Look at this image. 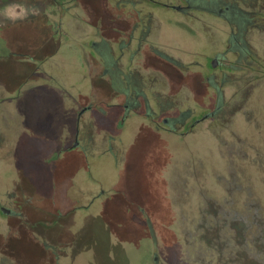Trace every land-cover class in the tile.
Masks as SVG:
<instances>
[{"label": "rangeland", "instance_id": "1", "mask_svg": "<svg viewBox=\"0 0 264 264\" xmlns=\"http://www.w3.org/2000/svg\"><path fill=\"white\" fill-rule=\"evenodd\" d=\"M246 2L256 25L244 30L249 48L240 49L228 41L236 22L204 12L185 21L158 5L170 55L191 68L147 66L141 88L151 96L165 87L163 107H154L167 116L188 112V123L158 129L144 107L114 122L112 89L103 85L96 96L103 115H95L110 132L91 137L87 151L57 145L71 107L43 71L66 65L87 87L70 58L80 44L63 28L56 35L44 13L0 20V101L26 121L18 151H0V264H264V37H255L264 0ZM43 6L64 16L55 3ZM227 47L213 69L193 66ZM8 155L16 158L3 162Z\"/></svg>", "mask_w": 264, "mask_h": 264}, {"label": "flooded vegetation", "instance_id": "2", "mask_svg": "<svg viewBox=\"0 0 264 264\" xmlns=\"http://www.w3.org/2000/svg\"><path fill=\"white\" fill-rule=\"evenodd\" d=\"M56 1L65 10L66 23H63V19L57 22L55 34H58L66 24L67 39L72 43L80 44L79 57L83 59L85 69L91 75L93 82L100 83L108 79L111 84L119 88L113 96L119 101L111 104L123 107L121 122L123 123L131 113L140 112L144 107L148 111L147 115L150 121L158 129L164 130L177 131L181 126L187 125L190 113L167 116L164 112L165 108L157 110L153 104L163 107L161 103L166 97L165 87H163L162 93H154L150 96L141 88L143 79L140 70L155 64L164 67L170 62L183 65L188 70L191 67L186 62L181 64L170 55V46H168L170 43L167 40L168 29L158 10V5L173 8L182 15L181 19L185 21L188 18L203 19L196 12H204L224 18L230 26L236 22L238 33H235L234 27H231L228 37L232 49L235 47L245 48L246 46L249 48L242 36L244 30L256 25V19L252 18L254 11L244 7V5H249L246 0H242V6L240 5L241 0H176V3H172L174 0H101L103 14L91 17L82 15L84 8L81 6V0H71L73 4L69 7H67L66 0ZM251 3L254 4V2ZM257 27L263 29L259 24ZM211 47L213 48V45ZM12 53L24 54L18 51H12ZM228 53V47L225 51L217 50L213 55H207L205 65L200 60H193L192 64L200 69L205 66L213 69L220 65L222 57L227 59L225 57L228 56ZM197 54L198 52L195 50L191 56ZM72 56L71 59L75 60L74 55ZM93 98H96L95 94H93ZM96 103L97 101L92 100L79 108L73 135L74 140L69 146L70 148L80 145L84 149L90 147V138L88 137L92 133L93 122L84 119L83 115L88 111L95 113L99 109L96 107ZM216 112L217 110H213L209 113L215 114ZM204 116L196 118L197 120L195 119L191 126L201 121ZM103 192L104 190H101L100 194ZM3 207L6 208V211L3 210ZM1 211L18 215L15 209L6 206H1Z\"/></svg>", "mask_w": 264, "mask_h": 264}, {"label": "crops", "instance_id": "3", "mask_svg": "<svg viewBox=\"0 0 264 264\" xmlns=\"http://www.w3.org/2000/svg\"><path fill=\"white\" fill-rule=\"evenodd\" d=\"M45 2H51L55 3L58 5L56 0H6L0 2V20L3 21H9V22H16V21H24V20H32L34 18L41 17V13H44V20L46 22L51 24L52 27V22L56 23L55 25V30L57 26V22L61 21V19H64L66 14L62 18L58 16V10L55 12H50L47 10V12L44 9L43 3ZM81 6L84 8V13L82 14L83 16H94V15H102V10H101V1L100 0H81ZM59 6V5H58ZM69 14V11L67 12V16ZM65 27L63 26V30L67 31L66 24H64ZM167 28V27H166ZM54 30V32H55ZM166 31V30H165ZM168 32V31H167ZM256 33V38L257 35L259 39H263L264 37V29L261 30L257 28L255 31ZM57 35V34H56ZM180 44V43H179ZM16 51V50H12ZM79 52H77V56L74 55L75 60H71L74 65H77L78 69H81V73H83V79L84 81H89L87 83V87H82L78 84H75L74 79H72L71 74L67 71L66 65L63 66L61 64V69L62 71H58L56 68L55 63H48V67L46 70H43L44 73L46 74V84L49 87L53 88H59L60 94L62 97V100L67 104L68 107H71L70 109V115L67 116L65 122H61V141L60 143L57 142L58 146H61L63 148H68L73 140H74V133H75V123H76V117L77 113L80 107L83 105H87L90 101L96 100V98H93V94L96 96L98 94H101L100 92V87L103 85H109L112 89V94L111 96L113 97L118 91L116 88H112V85L109 80H104L100 83L98 82H93V79L91 78V75L89 72L85 69V64H83V59L79 57ZM26 54V53H25ZM73 56H70L72 58ZM61 73V74H58ZM109 87V88H110ZM114 87V85H113ZM4 93L6 91L4 90ZM4 96H7L4 94ZM118 99H113V101L109 102L110 109L112 108L111 114L114 116V122L116 120L121 121V116L123 115V107L116 106L115 104H111L112 102H118ZM0 107L2 111L0 112V134H5L6 138L0 139V151L2 152H11V151H18L17 148V141H18V136L19 133L21 132L22 127H24L26 121L24 119V116L21 114V111L19 113H16L12 111V103L7 102V101H0ZM96 111L100 112L101 115L102 112L97 109ZM96 113V112H95ZM94 112L88 111L86 112L83 117L84 119L90 121L92 123V133L88 137L90 146L92 145L91 142V137L93 136H101V134L106 133V131L110 130L106 126L108 123L104 122L101 118H97ZM140 112H133L131 113L128 117L126 118H131L138 116ZM89 122V123H90ZM111 134V133H110ZM60 136V135H59ZM62 142V143H61ZM74 148V147H73ZM70 148L69 149H73ZM90 148V147H89ZM89 148L84 149L81 145L79 147H75L74 149H84L87 151ZM16 157L12 158L10 155L6 156L3 158V162L10 163L15 159ZM90 200V198H89Z\"/></svg>", "mask_w": 264, "mask_h": 264}, {"label": "water", "instance_id": "4", "mask_svg": "<svg viewBox=\"0 0 264 264\" xmlns=\"http://www.w3.org/2000/svg\"><path fill=\"white\" fill-rule=\"evenodd\" d=\"M210 114H211V113L206 114V115L204 116V118L210 116ZM3 210L6 211V208L3 207Z\"/></svg>", "mask_w": 264, "mask_h": 264}]
</instances>
